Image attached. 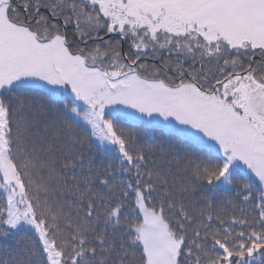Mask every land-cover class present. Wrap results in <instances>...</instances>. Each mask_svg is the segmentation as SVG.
Returning a JSON list of instances; mask_svg holds the SVG:
<instances>
[{"label":"snow or ice","instance_id":"1","mask_svg":"<svg viewBox=\"0 0 264 264\" xmlns=\"http://www.w3.org/2000/svg\"><path fill=\"white\" fill-rule=\"evenodd\" d=\"M69 26L84 47L69 46ZM102 30L131 40L133 55L108 41L88 46ZM146 50L176 59L157 69L140 63ZM38 98L118 154L119 170L135 177L120 181L122 197L79 138L68 135L54 155L59 123L37 145ZM117 121L200 147L207 159L193 164L195 180L221 188L245 178L237 196L256 201L258 218H214L210 203L190 210ZM21 230L35 238L0 253V264H264V0H0V237Z\"/></svg>","mask_w":264,"mask_h":264},{"label":"trees","instance_id":"2","mask_svg":"<svg viewBox=\"0 0 264 264\" xmlns=\"http://www.w3.org/2000/svg\"><path fill=\"white\" fill-rule=\"evenodd\" d=\"M20 14L21 16L24 15L23 8H20ZM67 35L69 46L73 50L85 46L84 42L73 34V28L71 26L67 29ZM100 36L103 37V40H89L87 42L88 46L100 44L103 49L105 47L103 41H108L112 46H115L122 55L121 40L116 35L106 34V30H102ZM124 50L129 56L133 55L135 49L131 48V40L124 39ZM164 59L175 61L176 57L168 56L165 52L161 58L158 59H152L151 55L149 58L147 56H142L140 63H146L149 66L155 65L157 69L163 70L162 61ZM260 59L261 57L259 55L253 57V60L255 61ZM187 64L188 63L185 62V66H187ZM196 66L199 67V64ZM167 75L175 79L176 73L172 71V67L167 69ZM25 103L27 104V101ZM42 104L44 105L43 111L47 113L46 117L41 116ZM59 107H61V105L53 104L46 99L38 98L34 102L33 112L35 113L37 121L34 130L37 132V145L44 144L46 146V142L51 137L57 123H59L60 138L54 144V155L58 157L67 150L64 140L68 135L79 138L81 143L77 145V149L82 150L85 156L91 159L92 165L95 169L100 171L109 169L113 173L115 177L114 187L112 188L113 196L122 197L124 188L121 186L120 181L123 180L128 182L131 180L134 184L135 177L119 170L118 156L113 152H107L100 148V146L94 142L89 131L86 130L82 123L76 124L69 122L64 117H59L57 119L53 109H58ZM117 124L120 127L125 128L130 135L135 137L136 145L139 149L143 150L148 166L151 168H159L166 173L169 180V186H174L178 190L177 198H182L185 205L190 210H193L194 208V210L198 212L200 208L210 203L214 218L217 214L225 219H228L233 214L238 217L247 214L249 220L258 218L259 209L255 207L256 201L254 199L247 202L244 201L242 196L245 193L243 192L240 196H237V192H240L243 184L246 182L245 178H235L231 188L227 190L223 188H214L206 183L202 184L195 180L192 173L193 164L197 160L207 159L205 152L200 147L193 145L187 140L178 139L162 128L147 125L145 123L136 122L130 124L124 121H117ZM188 154L191 155V159L188 158ZM40 155L42 158L47 157V153L45 152H41ZM252 183V191L255 196L260 191V185L253 180ZM184 187H188L189 190L180 194L179 189ZM153 195L155 196L156 194ZM3 203L6 206V198L3 199ZM125 203L127 205L125 213L128 215L129 221L132 222L135 220V216L131 211L135 204L134 192L130 194ZM241 209H243V212H241ZM172 222L174 224L175 220L173 219ZM216 224H218V221L214 220L213 227H215ZM241 230L245 229L240 225L235 226L236 232ZM33 238H35L33 230L13 232L8 238L0 237V253H3L5 250L12 252L23 248Z\"/></svg>","mask_w":264,"mask_h":264},{"label":"rangeland","instance_id":"3","mask_svg":"<svg viewBox=\"0 0 264 264\" xmlns=\"http://www.w3.org/2000/svg\"><path fill=\"white\" fill-rule=\"evenodd\" d=\"M116 34H119L118 32L116 33ZM146 51H148L149 52V55L147 56L148 58L150 57V51L151 50H146ZM175 57V56H174ZM257 61H259V60H257ZM186 63H189V61H186ZM175 82H179V81H175ZM82 123V122H81ZM140 123H142V122H140ZM146 124V123H145ZM147 125H149V124H147ZM93 140H94V142L98 145V146H100L99 145V142L98 141H96L94 138H93ZM101 148V147H100ZM103 149V148H102ZM103 150H105V149H103ZM113 153H115L114 151H112ZM117 156H118V154L117 153H115ZM248 175H251V173L250 172H248ZM253 181H255V182H257L256 180H255V177H253ZM258 183V182H257ZM259 184V183H258ZM232 186V185H231ZM231 186H222L221 188H223V189H230L231 188ZM25 227H27V226H25Z\"/></svg>","mask_w":264,"mask_h":264},{"label":"water","instance_id":"4","mask_svg":"<svg viewBox=\"0 0 264 264\" xmlns=\"http://www.w3.org/2000/svg\"><path fill=\"white\" fill-rule=\"evenodd\" d=\"M122 49H123V41H122ZM122 52H123V55H124L125 53H124V51H123V50H122Z\"/></svg>","mask_w":264,"mask_h":264}]
</instances>
